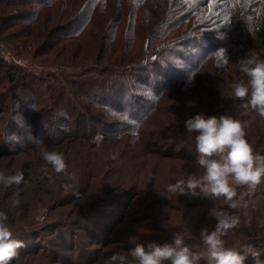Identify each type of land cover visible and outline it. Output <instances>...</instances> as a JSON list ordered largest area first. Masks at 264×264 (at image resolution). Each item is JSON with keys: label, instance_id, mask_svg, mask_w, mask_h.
Here are the masks:
<instances>
[{"label": "rangeland", "instance_id": "1", "mask_svg": "<svg viewBox=\"0 0 264 264\" xmlns=\"http://www.w3.org/2000/svg\"><path fill=\"white\" fill-rule=\"evenodd\" d=\"M253 57L264 59V0H0V171L24 177L0 184L26 245L13 264H104L179 231L200 251L223 201L166 185L201 171L184 127L197 114L246 121L264 155V118L231 89ZM43 149L64 154L70 180L42 173ZM237 191L247 207L226 246L264 259V184Z\"/></svg>", "mask_w": 264, "mask_h": 264}, {"label": "clouds", "instance_id": "2", "mask_svg": "<svg viewBox=\"0 0 264 264\" xmlns=\"http://www.w3.org/2000/svg\"><path fill=\"white\" fill-rule=\"evenodd\" d=\"M240 71L245 79L232 83L233 97L245 101V107L264 118V59L242 60ZM184 127L195 142L198 154L194 163L201 171L190 172L167 184L166 191L176 197L222 200L224 207L209 210V216L216 220L214 228L201 229L200 251L185 245L186 236L179 231L174 234L172 244L136 243L126 254L106 258L104 264H247L249 256L253 264H264L261 251L253 245L228 247L225 240L231 230L240 226V217L234 210L247 207L245 193H238L237 188H246L250 195L264 184V155L257 153L248 141L247 122L225 114L207 117L197 114L188 118ZM41 155L44 161L41 171L45 176L54 172L72 178L63 153L43 149ZM23 179L22 173L6 175L0 171V184L5 187L18 185ZM25 246L23 240L16 238L8 214L0 211V264H13Z\"/></svg>", "mask_w": 264, "mask_h": 264}, {"label": "snow or ice", "instance_id": "3", "mask_svg": "<svg viewBox=\"0 0 264 264\" xmlns=\"http://www.w3.org/2000/svg\"><path fill=\"white\" fill-rule=\"evenodd\" d=\"M134 2H135V0H134ZM218 55H221V56L223 55L222 50H219V51H218Z\"/></svg>", "mask_w": 264, "mask_h": 264}]
</instances>
